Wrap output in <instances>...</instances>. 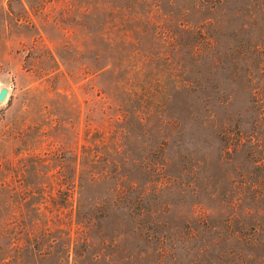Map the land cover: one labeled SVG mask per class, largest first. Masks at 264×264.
Instances as JSON below:
<instances>
[{"label":"rangeland","instance_id":"374dc122","mask_svg":"<svg viewBox=\"0 0 264 264\" xmlns=\"http://www.w3.org/2000/svg\"><path fill=\"white\" fill-rule=\"evenodd\" d=\"M239 1L238 57L223 59L225 71L210 86L170 92L165 114L176 128L160 131L167 143L156 188L130 162L121 171L142 191L147 217L109 215L96 227L94 249L74 264H264V0ZM100 19L90 1L0 0V87L7 90L0 103V219L6 228L25 214L30 230L29 239L0 237V264H71L63 217H54L52 163L45 161L62 147L54 143V119L74 124L71 142L80 144L86 130L99 133L129 159L152 146L131 132L118 139L114 112L99 111L89 71ZM236 43L226 41L228 49ZM34 155L42 160L38 171L23 166ZM30 246L40 254L20 248Z\"/></svg>","mask_w":264,"mask_h":264},{"label":"trees","instance_id":"16d2710c","mask_svg":"<svg viewBox=\"0 0 264 264\" xmlns=\"http://www.w3.org/2000/svg\"><path fill=\"white\" fill-rule=\"evenodd\" d=\"M84 1H90L101 18L94 65L89 71L96 79L99 111L114 112L120 129L118 139L128 138L131 132L152 146L143 147L138 159H129L123 157L125 153L120 152V146L104 141L99 133L86 130L80 144L71 142L76 134L74 124L65 123L61 118L53 120L54 143L59 142L62 147L49 152L45 161L52 163L49 170L58 198H53L54 217L56 220L63 217L66 227L63 248L71 264L94 249L92 239L96 227L109 215L123 212L131 221L147 217L142 191L126 181L127 176L121 171L130 162L135 170L147 176L146 183L156 188L154 177L163 171L161 155L167 143L160 131L176 128L165 114L170 92L184 88L190 92L196 87L210 86L209 81L215 74L225 71L223 59L228 56L236 59L240 54L236 38L241 28V23H237L241 16L239 0ZM228 40H237V43L228 49ZM71 51H74L72 60L78 61L76 56L80 52ZM90 52L86 46L84 53L88 58H91ZM144 127L147 129L141 132L139 128ZM29 158L23 160V166L32 163L33 170L38 171L41 158L37 155ZM60 208L64 211L62 214ZM24 217L21 214L19 218H12L6 228H2L0 219V237L12 234L29 239L30 230ZM11 244L13 241L9 242V251L18 252ZM20 248L40 254L34 246Z\"/></svg>","mask_w":264,"mask_h":264},{"label":"water","instance_id":"95a60500","mask_svg":"<svg viewBox=\"0 0 264 264\" xmlns=\"http://www.w3.org/2000/svg\"><path fill=\"white\" fill-rule=\"evenodd\" d=\"M7 90L5 87H0V103H2L6 97Z\"/></svg>","mask_w":264,"mask_h":264}]
</instances>
